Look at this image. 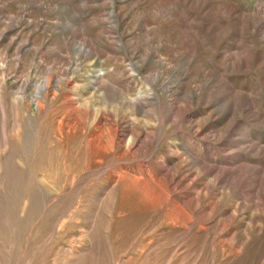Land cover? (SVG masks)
<instances>
[{
  "label": "rangeland",
  "instance_id": "374dc122",
  "mask_svg": "<svg viewBox=\"0 0 264 264\" xmlns=\"http://www.w3.org/2000/svg\"><path fill=\"white\" fill-rule=\"evenodd\" d=\"M0 264H264V0H0Z\"/></svg>",
  "mask_w": 264,
  "mask_h": 264
},
{
  "label": "bare ground",
  "instance_id": "6f19581e",
  "mask_svg": "<svg viewBox=\"0 0 264 264\" xmlns=\"http://www.w3.org/2000/svg\"><path fill=\"white\" fill-rule=\"evenodd\" d=\"M97 81V80H96ZM51 81L49 80V79H47L46 81H45V84L39 89V92L41 93V92H44L45 90H48V89H50V86H51ZM39 94V93H38ZM100 137V136H99ZM98 142H96V146H95V148H98V145L100 144V143H98ZM100 148V147H99ZM126 178V177H125ZM122 180H124L125 181V179L124 178H122ZM125 184H127L126 182H125ZM135 190H137L138 192H140V193H142V194H144V193H146V191H145V186L144 185H142V186H139V185H137L136 187H135ZM146 195V194H145Z\"/></svg>",
  "mask_w": 264,
  "mask_h": 264
}]
</instances>
